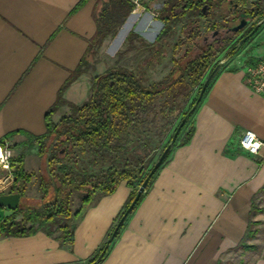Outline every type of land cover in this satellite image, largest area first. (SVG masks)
Masks as SVG:
<instances>
[{"label": "crops", "instance_id": "crops-1", "mask_svg": "<svg viewBox=\"0 0 264 264\" xmlns=\"http://www.w3.org/2000/svg\"><path fill=\"white\" fill-rule=\"evenodd\" d=\"M80 1L0 0V142L26 172L39 169L33 137L46 133L47 113L96 32L98 0L72 13ZM252 43L216 75L190 120L191 140L174 147L100 264H221L245 238L253 203L264 209V197L257 199L264 157L240 147L247 130L264 141V97L245 83L240 63L264 50ZM85 77L65 91L67 101L80 104ZM31 151L38 162L30 169ZM132 191L122 181L114 193L96 194L76 218L70 243L43 232L0 237V264L87 263L106 243ZM6 213L0 209V218ZM252 220L264 231V212ZM252 264H264V257Z\"/></svg>", "mask_w": 264, "mask_h": 264}, {"label": "trees", "instance_id": "trees-1", "mask_svg": "<svg viewBox=\"0 0 264 264\" xmlns=\"http://www.w3.org/2000/svg\"><path fill=\"white\" fill-rule=\"evenodd\" d=\"M142 1L144 2V0ZM214 1L163 0L158 12V18L163 27L153 43H146L133 28L127 31L125 41L128 43V47L120 56L134 50L140 51L143 48L147 53L144 60L145 68L151 69L163 62L164 41L170 35L169 32L173 26L183 24L194 28L185 39H179L173 45L174 54L176 49L181 47L184 48V51L179 58L173 57V66L163 79L146 85L145 71L137 72L125 67L110 68L103 74L92 78L89 99L81 104H75L64 98L65 91L80 76L86 74L90 66V57L97 54L96 50L100 49L104 41L107 39L115 40L120 36L122 29L130 22L129 20L136 8L135 0H98L94 12L96 32L89 41L85 56L77 69L71 72L69 79L59 92L57 102L48 111L46 133L41 137H33V140L39 145V156L43 161V169L47 166L49 175L56 178V183L51 185L45 181L44 177H40L43 194V204L40 208L31 209L24 206L22 202L15 211L0 208L7 212L0 218V237H25L38 232L54 237L60 232L61 235L57 239L62 243H70L76 218L81 216L85 206L94 200L96 194H112L122 181H126L133 191L124 212L119 218L120 221L152 168L150 170L145 168L110 169L100 176H92L84 172L76 173L69 164L63 162V159L64 157L70 159L74 150L80 154L112 152L114 148L123 145L128 138L138 134L141 126L150 122L148 117L151 114L153 115L152 121L159 117L163 120L160 133L165 135L174 127L166 146L170 144L179 123L197 101L204 79L217 66L218 55L226 49V46H200L198 44L204 34L197 25L199 19H209L206 22L205 33H207L222 28L224 21L228 20L231 15L235 16V20L238 19V16L242 17L243 15L244 17H257L259 19L264 17V7L259 6L258 3H249L245 7L239 5L240 9L235 11L236 4H233L232 0H225V3L224 0H221L217 7L213 4ZM248 1L245 0V3ZM87 2L88 0H81L72 13L77 12ZM225 4L226 8L223 6ZM255 25L256 23L246 32V35H249ZM257 33L245 41L240 48H237V44L245 36L239 38L228 48L227 56H234L238 50L249 44ZM196 88H198V92L192 98ZM187 103H189V108L187 111H183V106ZM62 106H68L70 114L63 116L60 122L55 124L51 120L52 116ZM179 113H182L181 118L175 126ZM192 117L180 130L173 149L177 145H185L191 140L194 134V127L189 124ZM50 140L56 141V143L48 156L50 151L48 142ZM0 145L5 146L3 141L0 142ZM14 160L18 162V165L13 173V179L10 180L12 184L6 193L18 192L21 194L22 200L25 197V186L33 180L35 173H27L23 168L21 159ZM166 161L167 159L151 177L146 190ZM74 192H86V195L82 199L84 205L73 213L70 203ZM258 194L257 199L264 197V186ZM143 197L144 193L139 202ZM260 212H264V209L259 208L256 202L253 203L247 233L245 238L233 249L234 251H254L257 248L255 245L248 244V241L257 238L260 233L264 232L260 228L263 223L252 220ZM123 224L119 230L122 229ZM115 227L104 246L85 264H100L102 262L113 240L119 235L120 231L117 230L114 239L110 242Z\"/></svg>", "mask_w": 264, "mask_h": 264}, {"label": "rangeland", "instance_id": "rangeland-1", "mask_svg": "<svg viewBox=\"0 0 264 264\" xmlns=\"http://www.w3.org/2000/svg\"><path fill=\"white\" fill-rule=\"evenodd\" d=\"M162 1L163 0H144L143 2L142 0H137L140 7L135 8L134 13L129 20L130 22H128L122 29L120 36H118V38L115 40H105L100 49L96 50L97 54L94 57H90V66L88 67L85 74L86 77L84 78L85 84L87 85L88 89L86 91L84 89V93L78 101L80 104L87 101L91 95L92 78L103 74L110 68L125 67L137 72L145 71L147 76L146 85L163 79V77H165V75L169 73L173 66V57L175 56V58H179L184 51V48L181 47L176 49L174 54L173 45L177 43L179 39H185L187 34H189L192 30V28L184 26L183 24L172 27L171 31L169 32L170 35L164 41V60L161 64L156 65L154 68H145L144 60L147 57V53L143 48H141L140 51L134 50L133 52L125 53L123 56H120V54L123 53L128 47V43L125 41V35L127 31L132 28L146 43L154 42L152 40L159 35L163 27L161 20H159L158 16H156V14H158V12L160 11ZM220 1L221 0H215L213 4H215V6L217 7ZM237 3L239 5H242L243 7H245V5L249 3H258L259 6L264 7V0H249L247 3H245V0H234V4ZM223 6L226 8V4ZM208 20L209 19L202 18L199 19V22L197 23V25L201 29V32H204L203 38H201V40H199L198 42L200 46H204V39L211 36L210 32L205 33L206 22ZM259 20L260 19L258 18L256 22H258ZM224 22H228L232 25L236 24L238 21L235 20L234 15H231L230 18H228V20H225ZM259 30L263 31L258 36V38H256V41L252 43V40L250 43H252V47H260L264 49V23ZM239 38L240 35L235 37L231 43H235ZM137 45L140 47V44L138 42ZM229 45L217 57V62L225 60L224 65L226 66H230L231 58L236 57V55H240V53H242V51H244V49L248 46V44L245 45V47L238 50L234 56L227 57ZM262 58H264V50L257 51L250 57L245 55L243 59L240 60V63L242 64L241 66L245 68L249 64H252ZM207 77L208 75L206 76V78ZM206 78L203 82H205ZM197 92L198 88L194 90V96L197 94ZM188 108L189 103L183 106V111H187ZM59 110V112L57 111V115H55L57 112L54 114L55 118L51 119L55 124L59 123L63 116L70 114V108L68 107L62 106L61 108H59ZM181 114L182 113L178 114L175 126L179 122ZM152 117L153 115L151 114L148 117L150 122L142 125L138 134L128 138L123 145L114 148L112 152L102 151L99 154H95L92 152H89L87 154H80L77 150H74L71 154L70 159L68 157H64L63 162L65 164H69L76 173L84 172L92 176H100L110 169L126 170L128 168H145L147 170H150L162 155L163 150L168 144L170 136L174 131L173 127L165 135L160 133L159 131L163 120L161 119V117H159L155 121H152ZM55 143L56 141L53 140H50L48 142L50 150L48 156L51 154ZM14 157L15 159H18V157ZM34 161L37 164L38 155L35 156L33 151H31L27 158V167L29 166L30 169L34 168ZM40 164L41 165L39 166V169L32 172H27L35 173V176L34 178H32L33 180L25 186V197L21 200L24 206L31 209L40 208V206L43 204V194L40 186V177H44L45 181L47 183H50L51 185H54L56 183V178L53 175H49L47 166H45V168L43 169L42 160L40 161ZM5 173V169L1 168L0 166V180L2 177H5ZM11 182L12 181H9L5 185L0 184V192H8L12 184ZM85 195L86 192H74L72 194L70 207L73 213L79 210L84 205L82 203V199ZM260 228L262 229V227ZM57 235L60 236L61 234L57 233ZM248 244L255 245L257 248L254 251L233 250L223 257L221 264H252L257 258L263 256L264 232L260 233L257 238L249 240Z\"/></svg>", "mask_w": 264, "mask_h": 264}, {"label": "water", "instance_id": "water-1", "mask_svg": "<svg viewBox=\"0 0 264 264\" xmlns=\"http://www.w3.org/2000/svg\"><path fill=\"white\" fill-rule=\"evenodd\" d=\"M248 21H246L245 19L236 27H234L232 29L233 32H238L239 30L245 28L246 25H248ZM264 23V17L262 19H260L254 29L250 32L249 35H247L246 37H244L238 44H237V48H240L241 45L247 41L250 37H252L253 35H255L259 29L261 28V26ZM224 62L220 61L218 62L217 66L214 68V70L208 75V77L206 78L203 87L199 93L198 99L195 102V104L192 106V108L189 110V112L184 116V118L181 120V122L179 123L173 137L172 140L170 142V144L168 146H166V149L163 151L162 155L160 156V158L158 159V161L155 163V165L152 167L151 171L149 172V174L147 175L146 179L144 180V182L142 183V185L140 186L137 195L135 196V198L133 199V201L131 202V204L129 205V207L127 208V210L125 211L123 217L120 219V221L118 222V224L115 227V230L111 236L110 242L114 239V236L116 235V233L118 232L117 230H119V228L121 227V225L123 224V222L125 221V219L128 217V215L133 211V209L136 207L137 203L139 202V200L141 199L142 194L144 193V191L147 188V185L151 179V177L154 175V173L158 170V168L162 165V163L165 161V159H167L168 155L171 153V150L173 149L174 144L177 141V138L180 134V130H182L183 126L186 124V122L190 119V117L193 116L195 110L197 109L200 101L203 99L205 91L207 90V87L209 86V84L211 83V81L213 80V78L219 74V71L223 68ZM21 202V194L18 192L15 193H1L0 194V208H4V209H8V210H12L15 211L19 208Z\"/></svg>", "mask_w": 264, "mask_h": 264}, {"label": "built area", "instance_id": "built-area-1", "mask_svg": "<svg viewBox=\"0 0 264 264\" xmlns=\"http://www.w3.org/2000/svg\"><path fill=\"white\" fill-rule=\"evenodd\" d=\"M135 3L136 8L140 7L137 0H135ZM223 62L225 63V60ZM245 72V83L254 93L264 97V58L246 66ZM240 147L251 155L260 158L264 157V141L250 130L242 134ZM14 159L12 150L7 146L0 145V166L6 171L5 177L0 180L1 185H5L13 179V173L18 165V162Z\"/></svg>", "mask_w": 264, "mask_h": 264}, {"label": "flooded vegetation", "instance_id": "flooded-vegetation-1", "mask_svg": "<svg viewBox=\"0 0 264 264\" xmlns=\"http://www.w3.org/2000/svg\"><path fill=\"white\" fill-rule=\"evenodd\" d=\"M231 2L234 4V0H232ZM239 9H240V7H239V4L237 3L235 6V11H237ZM240 15H242V14L240 13ZM244 19L249 22L248 25H246L245 28L239 30L238 32H233L232 29L234 27L238 26ZM257 19H258L257 17L251 18V17H244V15H243L242 17L238 16V19H237L238 22L236 24L231 25L228 22H224L222 28H220L218 30L209 31L211 33V36L209 37L210 39L208 37L205 38L204 39V41H205L204 45H214L215 47H220V46H226L227 47L230 44L228 47V48H230L232 46L231 42L234 40L235 37H237L239 35H240V38L242 36H245V37L247 36L246 32L248 30H250L254 26L255 23H257L256 22ZM193 29L194 28H192L191 32L193 31Z\"/></svg>", "mask_w": 264, "mask_h": 264}]
</instances>
